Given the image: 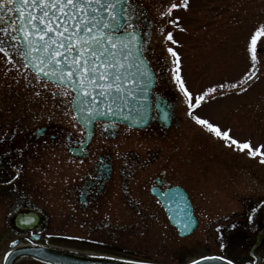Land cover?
<instances>
[{"label":"rangeland","instance_id":"rangeland-1","mask_svg":"<svg viewBox=\"0 0 264 264\" xmlns=\"http://www.w3.org/2000/svg\"><path fill=\"white\" fill-rule=\"evenodd\" d=\"M134 1L154 18V35L146 49L159 46L160 54L171 60L170 90L179 98L182 117L179 130L184 138L192 137L194 142L192 150H188L181 140L177 151L173 152L178 158L169 169L170 132L165 137L162 132L152 135L147 132L149 136L143 141L148 143H143L146 152L140 154V162L137 158L134 160L127 172L131 180L129 186L132 191L142 186L147 189L163 166L168 168L170 181L182 185L186 179L198 220L197 230L191 237H178L157 207L147 210L152 214L150 223L140 216V221L131 218L128 230L109 240L92 238V225L69 223L62 216L61 187L63 183L72 184L73 174L82 172L83 166H79L78 171L76 162L67 153L44 138L29 145L26 142L29 134L44 125H58L72 134L79 131L70 108L71 96L50 85L44 87V82L35 76L29 79L19 74L18 64L0 53V264L9 243L21 239L7 225L13 197L35 201L40 208L43 206L49 217L46 236L64 233L76 237V241L43 240L41 244L163 264L185 263L208 255H225L237 264H264V249L256 242L264 226L261 156H250L247 150L228 146L187 115L185 98L173 77L176 65L168 52L174 43L167 39V34L171 33L173 40L179 43L174 51L180 57V75L194 96L209 87L225 85L206 97L194 114L230 131L234 139L249 141L253 149L264 146V52L258 57L255 69L246 54L249 33L256 25L264 23V0H187V8L180 7L184 12L175 13L173 9L171 14L167 9L173 3L179 5L181 0H130L129 6ZM253 72L251 79L245 77V73ZM28 79L32 89L25 94ZM241 79L246 81L241 85L245 91L229 87ZM25 95H31L32 104L19 101ZM102 143L109 149L114 145L107 141ZM116 145L112 150L114 166L124 150V146ZM159 149L163 155L154 167L143 165L144 156L156 154ZM187 150L192 152L191 174L184 168ZM4 167L9 171L5 172ZM12 168L14 170L10 171ZM16 184L20 186L12 194L11 189ZM17 264L40 263L24 259Z\"/></svg>","mask_w":264,"mask_h":264},{"label":"flooded vegetation","instance_id":"flooded-vegetation-1","mask_svg":"<svg viewBox=\"0 0 264 264\" xmlns=\"http://www.w3.org/2000/svg\"><path fill=\"white\" fill-rule=\"evenodd\" d=\"M9 7H12V5H9ZM128 7L132 14L131 22L134 25V31L142 36L143 54L155 75V85L151 93L152 115L148 126L143 130H137L123 124L98 121L94 123L91 136L87 135L86 131L77 123L79 131L77 130L75 134L58 127V125L57 127L44 125L35 130L41 134L38 139L44 138L57 146L56 148L61 152L67 153L76 162L78 171H80L79 166H83L82 172L73 174L74 176L71 178L73 180L72 184H62V216L64 215L69 223L88 225L90 227L92 225L94 229L90 236L93 235L92 238L98 240H109L115 238L116 235H123L128 230L131 218L139 219L140 221V217H142L144 222L150 223L152 214L147 211L148 208L157 207L167 219L161 201L156 194H164L173 187L182 188L193 206L191 192L187 187L186 179L185 182L181 181L184 183L182 185L170 181L167 175L168 168L164 166L159 171V175L151 180V185L147 189L142 186L141 189L132 191L129 186L130 178L128 180L127 172L131 169L130 166H132L134 160L137 158L140 162V154H145L144 146L148 143L143 141L148 138L149 134L162 132L163 137H165L166 133L170 132L169 142L172 147L169 148V169L171 164H174L178 158L173 152L177 151V145L181 143V140H183L188 150H192L191 145L194 141L192 137L184 138L182 131L179 130L182 117L181 109L178 108L179 98L170 90L171 69L169 65L171 60L169 61V58H166L164 54H160L161 48L159 46H152V48L146 49L147 44H151V37L154 35V18H150L145 8L138 5L135 1L130 6L128 4ZM174 12L182 13L184 10L178 7L175 8ZM174 16L176 20H180L179 16ZM14 29H17L14 9L9 12L6 8H0V41H3L0 46L5 47L9 51L11 58L7 57L8 60L18 64L19 67L17 69L20 72L18 73L31 79L33 77L32 72L28 67H24L27 64L26 60L11 51V45L20 44L19 40L13 41L11 39L12 36L18 35ZM178 47V42L171 46L173 51ZM170 57L175 60L171 53ZM29 79L28 84L25 86V94L32 89L31 80ZM52 87L57 88L55 86ZM22 100H24L25 104H32L31 95H25L19 101L22 102ZM34 132L27 137V145L38 140ZM146 134L147 136L145 137ZM105 141L112 142L114 145L110 146L109 149L102 143ZM115 145L124 146L123 152L118 155L119 160L117 159L116 166H114V152L112 151ZM160 149L156 154L144 156L142 159L144 161L143 165L148 164V167H154L163 155ZM188 150L184 168L188 173L190 171L189 174H191L190 166L193 158L192 152H188ZM15 154L16 150H14V156ZM4 168L5 172L9 171L6 167ZM185 175H187L186 172ZM17 186L19 187L20 184H16L11 189L12 194L18 191ZM41 207L43 208V206ZM42 208L35 201L17 200V198L13 197L12 210L7 218V225L15 234L19 235L21 238L19 240L30 243H33V239L38 240L39 243L43 240L55 242L57 240L71 239L76 241V237L65 235L64 233L60 235L48 234L46 236L45 232L48 228L49 217Z\"/></svg>","mask_w":264,"mask_h":264},{"label":"snow or ice","instance_id":"snow-or-ice-1","mask_svg":"<svg viewBox=\"0 0 264 264\" xmlns=\"http://www.w3.org/2000/svg\"><path fill=\"white\" fill-rule=\"evenodd\" d=\"M129 3L130 0H0V8L11 12L13 7L9 5H12L21 14L19 28L14 29L18 35L11 37L21 43L11 45L12 53L29 61L38 74L37 80L44 78V87L50 82L61 88L62 94L72 96L70 103L75 106L74 110L89 114L81 116L85 125L97 116L115 115L111 105L107 112L100 111V107L109 101L111 104L126 103L127 97L133 95L126 85L134 84L138 75L142 79L149 78L146 69L141 71L144 61L139 58V49L133 51L137 36L131 22L132 14L125 6ZM187 6V0H181L179 5L171 4L167 12L171 14L173 9ZM24 9L30 11L25 14ZM167 39L175 43L171 33L167 34ZM168 52L175 57L173 77L185 98L187 115L228 146L247 150L250 156L260 155L261 163H264V152H261L264 146L253 149L249 141L234 139L230 131L194 114L206 97L225 85L209 87L194 96L180 75L179 56L172 48H168ZM261 52H264V23L256 25L246 40V54L253 69ZM0 53L11 58L3 46H0ZM254 74L245 73V77L251 79ZM245 82L241 79L229 87L242 92L245 89L241 85ZM228 264L232 262L228 261Z\"/></svg>","mask_w":264,"mask_h":264},{"label":"water","instance_id":"water-1","mask_svg":"<svg viewBox=\"0 0 264 264\" xmlns=\"http://www.w3.org/2000/svg\"><path fill=\"white\" fill-rule=\"evenodd\" d=\"M125 6L127 7V4ZM28 11H30V9H24L25 14ZM15 13L19 28L21 14L16 10ZM135 34L137 36V42L133 46V51H135L136 48L139 49V58L144 61V65L140 66L141 71L146 69L149 78L142 79L138 75L134 84L129 83L126 85V87L133 92L132 96L127 97L126 103L117 101L115 104H111V101H109L107 105L100 107V111L107 112L108 105H111L112 110L116 113L115 115L109 114L107 116H97L95 120L89 121L87 125L83 123L81 116H88L89 114L87 112L80 113L75 111V106L71 103V108L76 117L77 123L86 130L89 136L92 133L93 124L96 121L120 123L134 129H144L149 123L151 117V91L154 87L155 79L148 62L142 53L141 36L136 32ZM27 63L33 73L38 75L29 61H27ZM41 79L44 80L43 77H41ZM85 107L87 106L85 105ZM39 134L40 133H38V136ZM156 195L161 201L170 224L177 230L178 236L181 238L190 236L197 227V220L184 190L181 188H172L164 194L157 193ZM6 255L7 259L4 258L3 264H17L22 259H29L42 264H156L144 261L97 256L53 246L21 245L17 240L15 243L12 242L10 244L9 251ZM228 261L229 260L224 258L221 259V257L212 256L185 264H228ZM232 264L234 263L232 262Z\"/></svg>","mask_w":264,"mask_h":264},{"label":"bare ground","instance_id":"bare-ground-1","mask_svg":"<svg viewBox=\"0 0 264 264\" xmlns=\"http://www.w3.org/2000/svg\"><path fill=\"white\" fill-rule=\"evenodd\" d=\"M192 260H190V261H188V262H186V263H190Z\"/></svg>","mask_w":264,"mask_h":264}]
</instances>
